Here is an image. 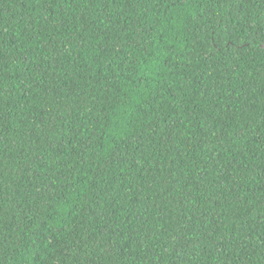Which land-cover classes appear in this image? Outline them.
Wrapping results in <instances>:
<instances>
[{"label":"trees","instance_id":"1","mask_svg":"<svg viewBox=\"0 0 264 264\" xmlns=\"http://www.w3.org/2000/svg\"><path fill=\"white\" fill-rule=\"evenodd\" d=\"M0 264H264V0H0Z\"/></svg>","mask_w":264,"mask_h":264}]
</instances>
